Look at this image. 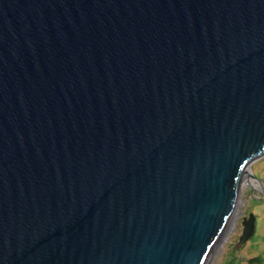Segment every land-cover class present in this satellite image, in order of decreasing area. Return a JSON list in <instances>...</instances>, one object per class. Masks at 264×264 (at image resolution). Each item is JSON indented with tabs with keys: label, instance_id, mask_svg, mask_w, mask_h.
<instances>
[{
	"label": "water",
	"instance_id": "water-1",
	"mask_svg": "<svg viewBox=\"0 0 264 264\" xmlns=\"http://www.w3.org/2000/svg\"><path fill=\"white\" fill-rule=\"evenodd\" d=\"M262 157L264 0H0V264H214Z\"/></svg>",
	"mask_w": 264,
	"mask_h": 264
},
{
	"label": "rangeland",
	"instance_id": "rangeland-1",
	"mask_svg": "<svg viewBox=\"0 0 264 264\" xmlns=\"http://www.w3.org/2000/svg\"><path fill=\"white\" fill-rule=\"evenodd\" d=\"M251 169L257 179L264 181V157L255 161L253 165H251ZM244 182L246 183H244L243 195H241L240 210L238 211V219L234 227L232 239L228 242L224 251H222V253L218 256L214 264H221V261L227 258L229 260L233 258L234 263L238 262L239 264H242L244 259L241 258L246 257L251 245L253 243L258 244L257 241H259L264 236V200H260L263 198V194L258 193L256 190V187L261 185H257L256 179L251 180L248 178V180L246 179ZM250 214H254L256 217L257 225L255 235L242 247L239 252L236 250V244L238 240L241 239L242 221L245 216ZM238 253L240 254L238 255Z\"/></svg>",
	"mask_w": 264,
	"mask_h": 264
},
{
	"label": "crops",
	"instance_id": "crops-1",
	"mask_svg": "<svg viewBox=\"0 0 264 264\" xmlns=\"http://www.w3.org/2000/svg\"><path fill=\"white\" fill-rule=\"evenodd\" d=\"M259 187H256V190L258 191V193L263 194L262 197L264 198V189H262L261 186H259ZM263 198L260 200H264ZM256 225H257V222H256ZM257 242H258V244L253 243L251 245L250 249L248 250L246 257L241 258V259H244V262L242 264H264V236H263V238H261ZM239 254L240 253H238V255ZM221 264H239V263L238 262L234 263L233 258L230 260L227 258V259L222 260Z\"/></svg>",
	"mask_w": 264,
	"mask_h": 264
},
{
	"label": "bare ground",
	"instance_id": "bare-ground-1",
	"mask_svg": "<svg viewBox=\"0 0 264 264\" xmlns=\"http://www.w3.org/2000/svg\"><path fill=\"white\" fill-rule=\"evenodd\" d=\"M249 172V171H248ZM250 173V174H249ZM248 173V176L245 178V180L244 181H246V179L248 180V178H250L251 180H253L254 178L251 176V172H249ZM255 180V179H254ZM244 183H246V182H244ZM253 183H254V181H253ZM257 184H259V183H257Z\"/></svg>",
	"mask_w": 264,
	"mask_h": 264
},
{
	"label": "flooded vegetation",
	"instance_id": "flooded-vegetation-1",
	"mask_svg": "<svg viewBox=\"0 0 264 264\" xmlns=\"http://www.w3.org/2000/svg\"><path fill=\"white\" fill-rule=\"evenodd\" d=\"M257 183V182H256ZM258 185H260V184H258ZM262 188V187H261ZM262 189H264V188H262Z\"/></svg>",
	"mask_w": 264,
	"mask_h": 264
},
{
	"label": "built area",
	"instance_id": "built-area-1",
	"mask_svg": "<svg viewBox=\"0 0 264 264\" xmlns=\"http://www.w3.org/2000/svg\"><path fill=\"white\" fill-rule=\"evenodd\" d=\"M263 188H264V184H263Z\"/></svg>",
	"mask_w": 264,
	"mask_h": 264
}]
</instances>
